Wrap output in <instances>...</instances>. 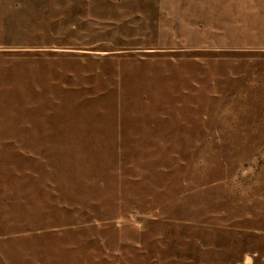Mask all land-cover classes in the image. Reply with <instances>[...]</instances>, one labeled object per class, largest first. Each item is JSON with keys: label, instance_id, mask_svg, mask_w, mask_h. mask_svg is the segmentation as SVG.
<instances>
[{"label": "rangeland", "instance_id": "rangeland-1", "mask_svg": "<svg viewBox=\"0 0 264 264\" xmlns=\"http://www.w3.org/2000/svg\"><path fill=\"white\" fill-rule=\"evenodd\" d=\"M0 264H264V0H0Z\"/></svg>", "mask_w": 264, "mask_h": 264}]
</instances>
